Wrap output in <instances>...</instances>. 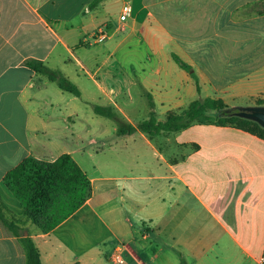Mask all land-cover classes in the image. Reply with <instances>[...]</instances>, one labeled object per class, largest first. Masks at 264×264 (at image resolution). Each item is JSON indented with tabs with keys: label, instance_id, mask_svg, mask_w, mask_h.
I'll use <instances>...</instances> for the list:
<instances>
[{
	"label": "crops",
	"instance_id": "crops-1",
	"mask_svg": "<svg viewBox=\"0 0 264 264\" xmlns=\"http://www.w3.org/2000/svg\"><path fill=\"white\" fill-rule=\"evenodd\" d=\"M92 1L0 0V186L27 157L54 162L63 154L91 184L90 198L68 219L47 233L26 224L23 236L33 239L42 264H114V252L127 264H257L264 255V141L213 125L187 128L174 141V133L150 139L95 81L109 99L105 107L135 128L118 135L94 108L68 102L65 91L23 64L35 59L55 70V61L73 59L81 66L76 53L94 45L100 29L119 33L109 0ZM118 1V24L122 6L132 7L118 46L133 39L155 62L157 78L148 82L162 109L151 101L149 115L170 111L167 99L185 100L166 89L179 85L172 73L205 97L264 94V0ZM171 53L192 67L199 92L189 73L170 64ZM200 129L210 134L205 140L188 137ZM0 264H26L19 239L1 223Z\"/></svg>",
	"mask_w": 264,
	"mask_h": 264
},
{
	"label": "trees",
	"instance_id": "trees-1",
	"mask_svg": "<svg viewBox=\"0 0 264 264\" xmlns=\"http://www.w3.org/2000/svg\"><path fill=\"white\" fill-rule=\"evenodd\" d=\"M101 0H93L94 6ZM176 66L197 79L192 67L171 53ZM35 73L44 75L51 82L76 97L80 96L77 87L58 71L45 66L41 61L28 59L23 63ZM246 107H264V100L257 99L254 105H228L220 98H197L180 112H167L163 120L151 113L135 127L150 139L163 134L179 133L195 124L230 127L245 132L264 141V128L251 119L242 117ZM96 114L110 119L117 127L118 135H131L135 128L108 107L97 106ZM5 189L23 207V221L17 220L7 206L0 200V223L19 239L26 264H42L40 252L29 236H23L24 225L31 224L41 233H47L68 219L91 196V184L86 174L68 154L59 156L54 162L27 157L8 171L2 180Z\"/></svg>",
	"mask_w": 264,
	"mask_h": 264
},
{
	"label": "rangeland",
	"instance_id": "rangeland-1",
	"mask_svg": "<svg viewBox=\"0 0 264 264\" xmlns=\"http://www.w3.org/2000/svg\"><path fill=\"white\" fill-rule=\"evenodd\" d=\"M108 3L111 22H113L114 27H116L115 25H119L116 16L121 2L118 0H109ZM124 35H126L125 31L115 34L111 31L110 38L105 42L79 50L75 57L81 62V66L76 65L73 59H70V61L65 64L57 60L52 66L72 82L82 93L81 96L77 98L67 92H62L69 100L68 102H75L84 106L86 110L92 111L93 108L97 106L105 107V98L109 101V97L114 101L113 103L110 102L113 109L122 111L133 124H137L139 121L146 119L149 115L148 112L152 110L149 104L151 101L157 113L158 110L160 111L162 108L160 107V102L154 100L156 97L155 95H157V87L148 82L157 78L155 75L153 77L152 74V72L154 73L155 71V62L149 61L150 55L147 48L143 44H137L133 39L125 40L123 44L118 46V41ZM169 62L176 67L171 59H169ZM161 65H164V63ZM145 77H149L146 78L148 83L143 85L140 83V80ZM170 77L179 85L174 89H172L171 85L169 87L167 86V91H169L170 94L179 90V92L183 93L185 96V100L179 99L169 102L167 99L168 102H164L165 105L169 104L168 107H170V111L167 112H180L187 107L193 98H205L206 94L202 93V91L200 93H195L194 90H190V86L186 82L189 80H185L186 76L179 77L177 73H172ZM95 81L105 91L108 97L96 85ZM51 85L55 89H59L56 83ZM191 87L195 89L193 88L194 86ZM200 88V90L203 89V91L208 90V88L203 86ZM257 99L264 100V94L256 96H226L224 101L230 106H250L254 105ZM108 108L113 111L112 107ZM166 113L163 116L159 114L157 118L163 120ZM98 118L106 122L107 125L115 126L114 122L110 119ZM193 127H205V125L195 124ZM207 135L210 134H206L200 129L196 132H190L188 137L194 140H205ZM218 135L220 136L221 133H218ZM175 136L176 133L173 135V141L175 140ZM185 138H187V136ZM185 138L184 140H187ZM0 200L10 208L17 217L22 216L23 207L3 185L0 186Z\"/></svg>",
	"mask_w": 264,
	"mask_h": 264
},
{
	"label": "built area",
	"instance_id": "built-area-1",
	"mask_svg": "<svg viewBox=\"0 0 264 264\" xmlns=\"http://www.w3.org/2000/svg\"><path fill=\"white\" fill-rule=\"evenodd\" d=\"M132 14V7L129 4H125L121 8L119 20L120 24L117 26V32H124L126 30L125 22L131 17ZM111 32L106 29H100L94 36L91 37V42L95 44H100L105 42L107 39L110 38ZM111 261L114 264H127V262L122 259L118 252H114L111 256ZM257 264H264V255H262L259 259Z\"/></svg>",
	"mask_w": 264,
	"mask_h": 264
},
{
	"label": "water",
	"instance_id": "water-1",
	"mask_svg": "<svg viewBox=\"0 0 264 264\" xmlns=\"http://www.w3.org/2000/svg\"><path fill=\"white\" fill-rule=\"evenodd\" d=\"M241 115L246 119L255 121L264 128V107H246Z\"/></svg>",
	"mask_w": 264,
	"mask_h": 264
}]
</instances>
